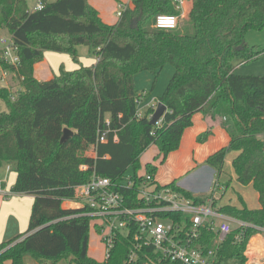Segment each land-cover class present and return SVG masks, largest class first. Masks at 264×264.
Listing matches in <instances>:
<instances>
[{
    "label": "trees",
    "instance_id": "16d2710c",
    "mask_svg": "<svg viewBox=\"0 0 264 264\" xmlns=\"http://www.w3.org/2000/svg\"><path fill=\"white\" fill-rule=\"evenodd\" d=\"M174 1L132 0L118 23L109 25L88 0L45 1L37 12L29 10L27 0H0V33L11 35L18 48L16 81L23 89L13 101L11 89L0 87L5 106L0 112V168L12 165L18 175L14 192L35 198L28 231L0 245V264H25L27 257L42 264L64 259L125 264L134 248L133 234L117 237L110 257L99 263L88 255L92 219L85 215L87 209L65 208L64 203L74 201L76 188L96 173L118 184L133 180L132 190L122 193L130 198L129 207L139 206L138 187L148 175L154 180L157 172L148 164L146 173L139 174L140 157L156 145L164 163L180 148L197 113L212 122L199 142L208 140L217 121L231 137L229 146L206 164L221 175L227 155L237 152L233 168L238 182L253 185L259 194L261 208L256 210L212 201L219 213L251 225L244 236L235 228L219 254L221 261L246 264L248 244L264 229V76L237 74L235 64L262 54L248 45L246 35L264 30V0H192L179 29L156 28L158 16H180ZM82 46L97 58L92 69H62L52 80L36 79L35 66L46 52L68 54L78 63ZM168 64L175 74L159 98L168 113L156 127L149 119L154 110L137 115L136 101L143 93L135 78L149 71L158 79ZM2 68L15 71L5 64ZM108 117L111 131L102 143L99 135ZM49 126H55L54 135L47 132ZM66 128L75 134L62 144ZM167 186L198 206L210 198L195 197L177 182ZM215 239L214 232L203 229L204 249L214 248Z\"/></svg>",
    "mask_w": 264,
    "mask_h": 264
},
{
    "label": "built area",
    "instance_id": "2783aa9c",
    "mask_svg": "<svg viewBox=\"0 0 264 264\" xmlns=\"http://www.w3.org/2000/svg\"><path fill=\"white\" fill-rule=\"evenodd\" d=\"M45 1L48 2V0H38L33 12L43 10ZM174 3L176 6H180L183 1L175 0ZM123 11L124 8L121 7L118 12L119 17ZM155 27L164 30H177L180 27V16L160 15L155 21ZM2 64L15 71L4 70ZM20 66L21 58L12 36L0 34V80L5 81L9 76L16 79ZM2 87L11 89L13 101L23 91L21 85L13 88L12 86ZM147 96L148 94L144 92L136 101L139 118L144 117L146 113L142 112L139 107ZM160 102V100H152L146 105L145 110L152 109L155 113ZM167 113L168 110L165 115ZM153 114L149 117L150 120ZM164 116L156 127L162 125ZM105 124L106 130L99 135V141L102 143L108 141L111 131V121L106 119ZM115 141H118L117 136ZM6 169L10 172L13 168L11 165H7ZM82 169L86 170L87 167L83 166ZM146 178L147 180L138 187V203L140 205L137 207H129L130 198L122 193V189L132 190L136 185L131 179L118 184L94 173L90 182L76 188L74 201H77L80 207L87 209L85 215L89 216L96 228L103 233L106 259L110 257L117 237L121 234L127 236L133 234L134 248L125 264H168V262L175 264H229L230 261L220 260L219 254L222 246L235 228L243 230L241 234L244 236L245 229L251 225L216 211L212 207L214 196L208 199L205 206H198L192 199L187 198L174 188L159 186L156 180H153L149 175ZM216 188L218 185H215L214 190ZM14 194L15 192L10 191L0 180V196L10 198ZM178 215L181 218H174ZM217 220H220L218 226L216 225ZM205 228L216 235L214 248L208 250L204 249L200 243L202 231ZM261 231L263 233L264 229ZM253 239L254 237L245 252L246 264H249L251 259L250 244ZM258 247L261 248L256 253L258 254L257 263L264 264V244H259ZM148 250L151 251L148 252Z\"/></svg>",
    "mask_w": 264,
    "mask_h": 264
},
{
    "label": "crops",
    "instance_id": "0c3cea01",
    "mask_svg": "<svg viewBox=\"0 0 264 264\" xmlns=\"http://www.w3.org/2000/svg\"><path fill=\"white\" fill-rule=\"evenodd\" d=\"M37 1L38 0H35L32 6L28 5L29 10L31 12L34 11ZM88 1L95 9L99 11L102 20L106 24H109V25H114L118 23L119 17L117 20L114 18V14L116 10H118V8L123 7L125 10L127 7L133 6L132 0L127 1V2L125 0H88ZM182 1H183V5L180 6V17L186 18L188 14L190 13V10L192 7V0H182ZM48 2H53V1L48 0ZM188 2H190L189 5H188ZM27 3H28V0H27ZM62 54H65V53H56V52H50V51L45 53L44 60L35 66V77L38 81L46 82V81L54 79L56 76H59L61 74V70L63 68L61 64L66 62L65 60L66 56H62ZM65 55H68V54H65ZM81 67H85V66H81ZM81 67H78L76 69H79ZM76 69H73L70 71H74ZM5 82L11 85L12 88L15 86H19V83L12 76H9ZM107 120H110V118L108 117ZM211 124L212 122L210 120H207L202 113L195 114L193 116V125L185 131L182 137V141L180 145L181 149H184L188 145H191L194 142H196V137L198 135L205 133L209 129ZM209 140L210 141L207 145H211V147L208 153L205 154L203 158L197 159V160L195 159L191 164H187L184 169L182 168L178 169L175 172H173L171 176L165 177L164 184L168 185V184H171L172 182H177V186L179 188L185 191H188L189 193L193 194L195 197H199V198H206V197L214 196L215 200L219 201V204L221 206L232 205L239 209L243 208L244 206L247 207V204L245 200L243 199V197H240L241 202H242L241 205L232 203V201L229 204L222 203L224 202L223 200L226 197L227 189H229V187L231 186L232 180H230V184L226 186V190H225L226 193L222 194L220 200H218V196L217 198L215 197L213 193L215 191L214 187L215 185H218V188H220V190L222 189L223 185L221 183V179H222L221 177L224 172L221 175H219L215 169H213L212 167L206 164L205 160H207V158L211 157L212 155L219 152L223 148L228 147L231 142V137L229 133L227 132V130L223 128L221 121H217L214 124L213 136H211ZM159 153L160 151L158 148V155L156 156L155 159H157V157L159 158V155H160ZM90 155L95 156L93 152H91ZM237 155H238L237 152H233L232 154L228 155V157H230V161L232 162V165H233V160L237 157ZM17 176H18L17 173L16 172L13 173V170L10 172L7 171L6 168L0 170V180L5 183L6 187L10 191H13V192H14L16 181H17ZM232 179L237 180L236 174H234ZM155 180L159 184V186H162V184L158 181L156 176H155ZM238 185H242V184L239 183ZM242 186H243L242 189L245 190L244 192L247 191L250 194L249 189L250 187H253V185H249V186L242 185ZM255 193H256L255 196L257 199V204H254L253 205L254 208H251V209L247 207L250 210H256V209L261 208V204L259 201V194L257 192ZM34 201H35L34 196L27 195V194L15 193L10 198H3L2 196H0V245L22 234H25L28 231ZM64 207L65 208H80V205L77 202L75 203V201H66L64 203ZM263 236H264V232L262 234L255 236L254 239L252 240L250 244V247H251L250 256L251 255L252 256L249 261V264H256L258 262V259H257L258 254L256 253L260 249L258 248L256 251H254L252 250V246L255 245L256 247H258L259 244L264 243ZM254 241H256V244H254ZM7 264H11V263L8 262ZM25 264H42V263H40L39 261L31 257H27L25 259ZM57 264H72V263L69 260L64 259V260L59 261Z\"/></svg>",
    "mask_w": 264,
    "mask_h": 264
},
{
    "label": "rangeland",
    "instance_id": "374dc122",
    "mask_svg": "<svg viewBox=\"0 0 264 264\" xmlns=\"http://www.w3.org/2000/svg\"><path fill=\"white\" fill-rule=\"evenodd\" d=\"M35 0H28V5L32 6L34 4ZM55 1V0H51ZM130 1V0H125ZM38 2V1H37ZM190 2H188V5ZM181 4L180 6H182ZM180 6H176L178 12H180ZM120 11V8L116 10L114 14V18L117 20L119 15L118 12ZM185 20V18L180 17V26L181 23ZM1 34H5V31L1 32ZM246 41L249 46L255 48L256 50L262 51V54L260 57L250 63H244V62H236V73L240 75H249V76H264V30L262 31H256L251 30L246 35ZM51 54V53H50ZM55 54V53H54ZM62 56H66V62L61 64L63 67L62 69L65 71H70L73 69H76L81 66H85L87 68H92L93 65L96 64L97 58L89 53V50L87 47H80L79 48V62L76 63L74 59L70 55L62 54ZM175 74V68L173 65L168 64L165 66L163 71L161 72L159 78L157 79L155 75L149 71L141 72L136 75L135 82L137 90L140 93H143L146 91L147 94H149L147 100H145L139 107V109L142 110V112H145L146 105L149 104L152 100H158L166 91L170 81L174 77ZM2 78V77H1ZM7 80V79H6ZM5 80V81H6ZM5 81L0 80V87L7 85ZM7 87H11V85H7ZM5 110V106L0 102V112ZM55 126H49L47 132L51 135H54ZM58 135H61V132L58 133ZM202 135V134H201ZM199 136L196 137V142H194L191 145H188L186 148L181 149V146L178 150L170 153L165 162H162V158H156L158 155V148L155 145H152L141 157H140V165L141 169L139 170V174H145L146 173V166L148 164H153L157 167V172L155 176L157 177L158 181L162 184V186H167L165 183V177H169L178 169H184L187 164H191L195 159H201L204 157L205 154L208 153L211 145H207L209 143V139L213 134L208 138L205 142H199ZM233 152L229 153L232 154ZM88 155L91 154V152H87ZM228 154V155H229ZM226 157V163H225V169L224 173L222 175L221 183H222V189L216 188L213 192L215 197L218 200H220L222 194L226 193V186L230 184L231 186L229 189H227V194L224 202L229 204L231 201L232 203L241 205V198L245 200L248 208H254V204H257V199L255 196V189L254 187H250V194L245 190H243L242 185H238V181L236 179H232L234 176V168L232 165V162L230 161V157ZM209 157V156H207ZM208 159V158H207ZM206 161V160H205ZM12 166V165H11ZM7 165H3L1 169L6 168ZM13 173H15L14 167L12 166ZM133 169L130 170L132 172ZM218 178V176H217ZM179 182V180H178ZM173 183V182H172ZM169 185V184H168ZM77 202V201H76ZM75 202V203H76ZM78 203V202H77ZM220 224V220L216 221V225L218 226ZM264 237V236H263ZM88 255L90 258L96 260L99 263H102L106 259V251H105V243L103 242V233L96 228L94 223H91L90 228V236H89V250ZM229 264H237L236 261H230Z\"/></svg>",
    "mask_w": 264,
    "mask_h": 264
},
{
    "label": "water",
    "instance_id": "95a60500",
    "mask_svg": "<svg viewBox=\"0 0 264 264\" xmlns=\"http://www.w3.org/2000/svg\"><path fill=\"white\" fill-rule=\"evenodd\" d=\"M168 107L163 103L160 102L155 113L153 114L150 123L152 126H157V124L161 121L162 117L165 115V113L167 112ZM74 131H72L69 128L64 129V134L63 137L61 139V143L64 144L66 143L71 137L74 136Z\"/></svg>",
    "mask_w": 264,
    "mask_h": 264
},
{
    "label": "bare ground",
    "instance_id": "6f19581e",
    "mask_svg": "<svg viewBox=\"0 0 264 264\" xmlns=\"http://www.w3.org/2000/svg\"><path fill=\"white\" fill-rule=\"evenodd\" d=\"M254 244H256V241H254ZM262 244H264V243H261L260 245H262ZM258 248L260 249L261 247H256L255 245L252 246V250H254V251H256Z\"/></svg>",
    "mask_w": 264,
    "mask_h": 264
}]
</instances>
